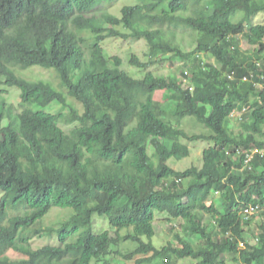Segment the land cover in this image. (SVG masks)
<instances>
[{"label":"trees","instance_id":"trees-1","mask_svg":"<svg viewBox=\"0 0 264 264\" xmlns=\"http://www.w3.org/2000/svg\"><path fill=\"white\" fill-rule=\"evenodd\" d=\"M119 1L0 0V264H264V25L248 27L264 0H134L117 17ZM107 38L145 40L133 67L186 70L134 78ZM33 68L53 80L19 75ZM181 139L213 144L201 168L169 165L190 154ZM54 208L70 213L42 230ZM156 213L181 221V248L153 245ZM94 215L112 232L95 233ZM37 237L58 246L33 249ZM122 239L136 247L113 252Z\"/></svg>","mask_w":264,"mask_h":264},{"label":"rangeland","instance_id":"rangeland-1","mask_svg":"<svg viewBox=\"0 0 264 264\" xmlns=\"http://www.w3.org/2000/svg\"><path fill=\"white\" fill-rule=\"evenodd\" d=\"M54 2L61 1L64 2L65 0H53ZM134 0H120L113 8L109 10V13L115 15L117 17L120 16V10L125 5H134ZM253 24H262L264 25V12H260L253 17L252 22L248 23V27ZM185 40H187L185 38ZM234 46H239L242 50H251V46L244 40L241 36L237 37L233 40ZM104 54L106 57H118L121 62V69L125 70L134 78H139L143 76L144 73L150 72L154 76H164V77H180V73L185 69L184 64L176 59H172L169 62H163L161 64H154L150 67L145 68L143 71L140 68L133 67L129 64L130 57L136 56L140 61H146L145 53L147 51L146 42L142 38H129L127 40L118 39V38H107L101 44ZM188 49V46H186ZM185 47V48H186ZM189 50V49H188ZM186 70V69H185ZM20 76L36 79V78H45L53 80V76L48 70H44L41 68H33L28 71H24L19 74ZM1 90L3 91V97L9 103L14 105L17 109H21L19 105V90L15 87H2ZM160 91L155 92L152 97L156 99L159 95L161 100L167 101L171 91L168 90L159 94ZM158 97V98H159ZM170 103V102H169ZM46 111L47 108H44ZM171 110V109H170ZM237 114L233 117L232 124L237 123ZM175 121V118L173 119ZM64 130H67L68 127L61 125ZM182 127L186 129V131L190 134H200L203 132V129L192 123V120H184L182 123ZM181 143L188 146L190 150V154L187 158L181 159L180 161L171 160L169 165L172 163L173 168L177 171H184L190 167L201 168L202 165V152L203 150L212 147L213 144L207 141H194L189 142L187 140L181 139ZM1 195V194H0ZM212 204L214 206H219V198L218 195L215 194L212 198ZM69 210H62L54 208L50 211V213L44 217V219L40 222L42 230L46 228H57L58 222L69 215ZM168 215L166 214H155V230L156 236L152 239V243L155 247H162L167 245L170 241L173 242L174 234L180 232V225L181 221H176L170 223L168 221ZM93 227L95 233H101L103 231H110V226L108 221L105 218L99 217L97 215L93 216ZM121 236L125 235V231L120 232ZM174 243V242H173ZM177 248H181V245L178 243H174ZM33 249H36L41 246L50 245V246H58V241L55 237L53 238H46V237H37L35 238L32 243H30ZM136 246L124 239H122L118 246L113 249V252H120V253H127L133 250ZM114 255V254H113ZM112 254L108 256L111 259V263H119V260L113 256ZM8 256L11 258H23L24 256L18 255L12 251L8 252ZM226 264H235L232 260L228 259Z\"/></svg>","mask_w":264,"mask_h":264},{"label":"built area","instance_id":"built-area-1","mask_svg":"<svg viewBox=\"0 0 264 264\" xmlns=\"http://www.w3.org/2000/svg\"><path fill=\"white\" fill-rule=\"evenodd\" d=\"M236 115V113L235 112H233L232 113V116H235ZM254 153H259V151H257V150H254L253 151ZM252 158V156L249 158V160ZM253 212V209H247V210H245V214H251Z\"/></svg>","mask_w":264,"mask_h":264},{"label":"clouds","instance_id":"clouds-1","mask_svg":"<svg viewBox=\"0 0 264 264\" xmlns=\"http://www.w3.org/2000/svg\"><path fill=\"white\" fill-rule=\"evenodd\" d=\"M237 114V113H236ZM238 115V114H237ZM232 116V115H231ZM232 117H234V116H232Z\"/></svg>","mask_w":264,"mask_h":264}]
</instances>
